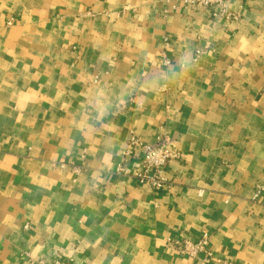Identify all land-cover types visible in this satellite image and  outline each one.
Wrapping results in <instances>:
<instances>
[{
	"label": "crops",
	"instance_id": "0c3cea01",
	"mask_svg": "<svg viewBox=\"0 0 264 264\" xmlns=\"http://www.w3.org/2000/svg\"><path fill=\"white\" fill-rule=\"evenodd\" d=\"M226 2L0 0V264H264V0Z\"/></svg>",
	"mask_w": 264,
	"mask_h": 264
},
{
	"label": "built area",
	"instance_id": "2783aa9c",
	"mask_svg": "<svg viewBox=\"0 0 264 264\" xmlns=\"http://www.w3.org/2000/svg\"><path fill=\"white\" fill-rule=\"evenodd\" d=\"M227 0H183L186 5L191 7H213V15L224 18L226 20H239L240 14L232 10L227 5ZM143 147L141 156V165L136 170L122 169L123 172L129 173L141 184L151 189L159 190L169 184V180L165 177L164 167L170 160L180 158V152L177 149L175 141L168 137H159L154 145L144 144L139 138L132 135L126 153L131 154L138 147ZM264 192V185H259L255 191L257 197ZM172 242V241H171ZM176 249L191 259L203 257L208 261L213 256V252L209 249V235L204 233L198 239H180L174 241ZM37 264H70L66 259H58L46 262L39 260Z\"/></svg>",
	"mask_w": 264,
	"mask_h": 264
}]
</instances>
